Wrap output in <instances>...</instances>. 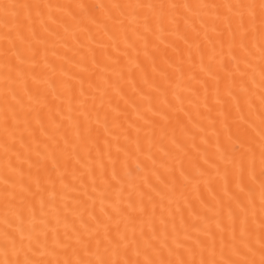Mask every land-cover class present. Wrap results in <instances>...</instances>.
Masks as SVG:
<instances>
[{
	"label": "snow or ice",
	"instance_id": "6c2138e0",
	"mask_svg": "<svg viewBox=\"0 0 264 264\" xmlns=\"http://www.w3.org/2000/svg\"><path fill=\"white\" fill-rule=\"evenodd\" d=\"M0 264H264V0H0Z\"/></svg>",
	"mask_w": 264,
	"mask_h": 264
}]
</instances>
